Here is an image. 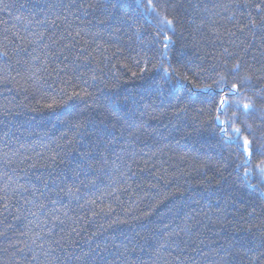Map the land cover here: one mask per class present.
<instances>
[{
  "label": "trees",
  "instance_id": "1",
  "mask_svg": "<svg viewBox=\"0 0 264 264\" xmlns=\"http://www.w3.org/2000/svg\"><path fill=\"white\" fill-rule=\"evenodd\" d=\"M153 3L174 18L170 62L189 77L160 97L146 89L162 72L132 75L162 51L141 43L155 21L135 0H0V264H264V197L248 183L264 177L244 176L207 102L238 56L264 86V47L244 50L234 0ZM81 89L92 97L47 107Z\"/></svg>",
  "mask_w": 264,
  "mask_h": 264
},
{
  "label": "snow or ice",
  "instance_id": "2",
  "mask_svg": "<svg viewBox=\"0 0 264 264\" xmlns=\"http://www.w3.org/2000/svg\"><path fill=\"white\" fill-rule=\"evenodd\" d=\"M135 2L137 8H145L146 14L155 21L153 35L149 40L142 38L141 43L159 42L162 45V51L156 57L144 56L140 60H137L136 64L139 66L140 71L133 72L132 75L134 77L139 76L140 78H144L146 74L153 70L162 72L163 75L159 79H154L149 83L146 91L158 97L164 96L169 92V86L173 81L179 85L189 79L187 75L180 74L170 62L169 50L176 43L174 39L176 31L174 18L161 15L156 5L153 3V0H147L146 6L142 0H135ZM234 8L235 10L232 12L231 17H229L230 19L236 17L237 13H239L240 16L247 17V20L243 22L242 26H240L241 21L236 20L238 31L244 33L247 40L251 41V43L241 41L242 44H245L244 50L247 51L248 47H251V44H259L260 47H264V0H259V2L255 4L252 0H234ZM123 22L130 27H134L136 23L134 18L131 22L127 18H124ZM51 23L54 24L55 21H51ZM137 32H140L139 28H137ZM77 35H79V33H77ZM3 55L7 56L8 53L4 52ZM166 61L168 62L167 67H165ZM258 71L264 72V68L258 69ZM255 78L264 80V76ZM92 79L95 80L96 77L93 76ZM253 79L254 73L252 72V67L246 66L245 63H243V57L238 56L237 59L232 62L231 67L224 65L222 69L218 70L217 79L215 80L218 95L215 99L207 102L216 113L215 120L221 123L220 132L224 138V142L227 143L232 141L238 147L239 154L243 157L242 164L245 166L243 168L244 176L249 177L253 174H257L260 177H264V135L258 136L256 134V128L260 127V125H264V86L255 87L252 83ZM200 91L208 92L210 89L204 88L200 89ZM62 92L63 95L60 100H53L52 103L47 105L48 108L53 109L60 106L64 102V97H67V100L81 99L84 96L92 97V93L88 92L87 89H81L80 91L73 90L71 93L67 90H62ZM127 100L132 105H136L140 102L136 95H130L127 97ZM221 115H226V120L221 121ZM254 115L258 116L260 119V125H256L255 127L254 123L249 122ZM117 118L119 119L122 117L117 115ZM92 123L95 122L90 119L83 120L76 118L74 127L77 129H87L88 125ZM100 123L104 125V127L97 130L102 134L108 125L104 121ZM225 125H227V127H225ZM237 167H239V165H237ZM248 183L250 187L260 191L261 196L264 197V189L259 188L250 181ZM261 183H264V180H262ZM90 203H94V201H90ZM7 207L8 205L5 203L4 208ZM41 207H44V205H41ZM255 211L256 209L254 208L250 214H254ZM67 214V212L64 213L65 216ZM33 215H35V213H33ZM56 220H60V218L56 217ZM60 222L63 223V221ZM124 223H127V221L119 218L111 221V225ZM2 234L3 233H0V235ZM24 234L27 235V233ZM48 235L51 236V231ZM32 243L35 244L36 239H33ZM261 243L264 244V239H262ZM39 247L43 248V243H41ZM20 251L23 252L24 249L21 248ZM261 255H264V253H261ZM33 259H36L35 255Z\"/></svg>",
  "mask_w": 264,
  "mask_h": 264
}]
</instances>
